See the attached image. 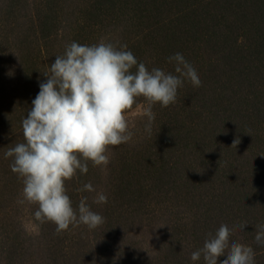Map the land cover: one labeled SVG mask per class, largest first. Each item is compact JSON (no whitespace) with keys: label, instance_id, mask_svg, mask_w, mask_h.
<instances>
[{"label":"trees","instance_id":"16d2710c","mask_svg":"<svg viewBox=\"0 0 264 264\" xmlns=\"http://www.w3.org/2000/svg\"><path fill=\"white\" fill-rule=\"evenodd\" d=\"M101 39L174 75L167 58L182 53L202 86L185 79L174 104L153 106L151 134L137 116L106 175L89 162L67 183L74 208L87 197L105 219L57 234L34 220L38 205L17 203L23 185L4 152L23 142L22 118L55 56ZM88 182L106 204L76 191ZM222 224L264 264L254 239L264 224V0H0V264H204L191 254Z\"/></svg>","mask_w":264,"mask_h":264},{"label":"clouds","instance_id":"9594fccd","mask_svg":"<svg viewBox=\"0 0 264 264\" xmlns=\"http://www.w3.org/2000/svg\"><path fill=\"white\" fill-rule=\"evenodd\" d=\"M178 75L138 62L126 44L101 39L87 45L75 41L66 44L62 55L55 56L32 107L22 118L23 142L4 152L11 158L10 168L22 182L18 204L38 205L34 220L53 223L57 234L70 226L95 229L104 217L93 211L82 197L77 207L68 194L67 183L89 171V162L107 174L111 149L128 143L135 124L129 113L143 98L144 130L151 134L155 120L153 106L168 107L177 99L184 80L193 87L202 81L182 53L167 58ZM135 68V71H133ZM237 141L232 146H236ZM95 192L93 203L106 204L107 195L97 192L91 182L76 189ZM247 223L239 225L245 229ZM233 229L222 224L215 235L208 234L203 247L191 254L192 261L218 264H255V252L249 245L231 242ZM255 242L264 245V224H258Z\"/></svg>","mask_w":264,"mask_h":264},{"label":"rangeland","instance_id":"374dc122","mask_svg":"<svg viewBox=\"0 0 264 264\" xmlns=\"http://www.w3.org/2000/svg\"><path fill=\"white\" fill-rule=\"evenodd\" d=\"M143 109H144V106L143 105H139L137 106L136 108H134L130 113H129V117L134 121V119L137 117V116H140L142 115L143 113ZM25 228L27 231L29 232H34V226L29 223V222H26L25 223Z\"/></svg>","mask_w":264,"mask_h":264}]
</instances>
